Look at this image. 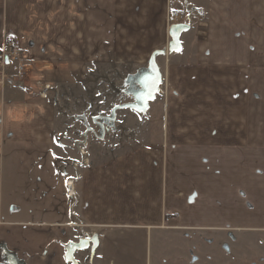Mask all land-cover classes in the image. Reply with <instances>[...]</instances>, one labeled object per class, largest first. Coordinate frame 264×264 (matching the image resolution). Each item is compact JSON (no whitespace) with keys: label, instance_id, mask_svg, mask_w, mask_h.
Returning a JSON list of instances; mask_svg holds the SVG:
<instances>
[{"label":"crops","instance_id":"0c3cea01","mask_svg":"<svg viewBox=\"0 0 264 264\" xmlns=\"http://www.w3.org/2000/svg\"><path fill=\"white\" fill-rule=\"evenodd\" d=\"M172 5L197 25L157 59L168 93L151 128L74 167L83 74L145 71L169 48ZM7 39L29 72L0 87V264H70L87 235L79 264H184L202 233H264V0H0Z\"/></svg>","mask_w":264,"mask_h":264},{"label":"rangeland","instance_id":"374dc122","mask_svg":"<svg viewBox=\"0 0 264 264\" xmlns=\"http://www.w3.org/2000/svg\"><path fill=\"white\" fill-rule=\"evenodd\" d=\"M162 61L164 60L161 58V64ZM134 69L116 66L98 69L89 76L83 74L80 81L82 86L87 87L79 91L76 100L74 99L72 121L76 123L73 124L74 127L71 125L73 128L68 136L71 140L74 137H87L89 140L84 150L89 156H92L91 152L95 147L106 155L108 151L114 152L116 147L125 150L131 146L132 138L136 139V135L141 136L151 128L148 117L132 109L119 110L112 123H101L98 120L103 125L102 128L94 121L97 117H110L115 107L133 102L131 94L134 81L129 82V77L125 84V80L127 74L135 72ZM77 152L69 159L70 162L81 160L79 151ZM196 237H200V243L193 241L184 247L181 255L184 264H264V233L233 230L205 232ZM155 261L154 259L153 262Z\"/></svg>","mask_w":264,"mask_h":264},{"label":"water","instance_id":"95a60500","mask_svg":"<svg viewBox=\"0 0 264 264\" xmlns=\"http://www.w3.org/2000/svg\"><path fill=\"white\" fill-rule=\"evenodd\" d=\"M190 26L188 25H174L170 28V44L168 51H156L150 58L147 69L136 75L134 82L138 84L139 89L134 92V102L129 103L123 106L115 107L112 110L110 117H97L94 121L102 120L106 123H112L116 120V114L121 109H132L137 113L144 114L148 111L150 103L155 101L157 94L159 92L160 85L162 84V73L160 71L159 65L157 63V59L161 56L166 55L167 53H176L181 50L180 37L181 35L190 30ZM8 63V62H7ZM152 81H155L154 87H148L147 85L151 84ZM149 92H151V96H149ZM97 237H94L91 240H81L77 243H70L66 246V260L70 264H79L76 259V254L78 252H82L91 248V253L93 254L97 248L98 241Z\"/></svg>","mask_w":264,"mask_h":264},{"label":"built area","instance_id":"2783aa9c","mask_svg":"<svg viewBox=\"0 0 264 264\" xmlns=\"http://www.w3.org/2000/svg\"><path fill=\"white\" fill-rule=\"evenodd\" d=\"M168 21L170 26L181 22H185L193 26L195 25V14L189 5L180 9H176V7L172 5V7H170ZM28 72L29 66L27 53L22 49L17 48L15 46L14 40L7 39L0 47V87H3L9 82H25L28 78ZM45 89L48 90L50 87L46 86ZM167 93L168 91L166 83H163L160 88V94L162 96H166ZM73 146L78 149L81 156L85 159L84 162H86V157L88 154L85 153L84 149L87 146V143H83V147L78 144H74ZM80 165L81 163L78 162L73 163V166L76 168H78ZM66 184L69 189L68 196L73 198L75 196L74 182L68 181ZM86 237L87 239L91 238L90 235H87Z\"/></svg>","mask_w":264,"mask_h":264},{"label":"flooded vegetation","instance_id":"af4514ba","mask_svg":"<svg viewBox=\"0 0 264 264\" xmlns=\"http://www.w3.org/2000/svg\"><path fill=\"white\" fill-rule=\"evenodd\" d=\"M138 89H139L138 84H136V83L134 82V90L132 91V94H131V96H132V101H134L133 94H134V92L137 91ZM99 121H100L101 123H106L105 121H102V120H99ZM99 121L97 120V124H98V126H99L100 128H102L103 125L99 124V123H98Z\"/></svg>","mask_w":264,"mask_h":264},{"label":"snow or ice","instance_id":"6c2138e0","mask_svg":"<svg viewBox=\"0 0 264 264\" xmlns=\"http://www.w3.org/2000/svg\"><path fill=\"white\" fill-rule=\"evenodd\" d=\"M175 11V10H174ZM148 87H154L155 81H152L151 84L147 85ZM149 96H151V92H149Z\"/></svg>","mask_w":264,"mask_h":264},{"label":"trees","instance_id":"16d2710c","mask_svg":"<svg viewBox=\"0 0 264 264\" xmlns=\"http://www.w3.org/2000/svg\"><path fill=\"white\" fill-rule=\"evenodd\" d=\"M134 79H135V77H130L129 78V82L132 80V81H134Z\"/></svg>","mask_w":264,"mask_h":264}]
</instances>
